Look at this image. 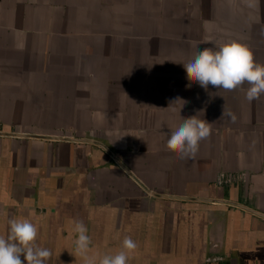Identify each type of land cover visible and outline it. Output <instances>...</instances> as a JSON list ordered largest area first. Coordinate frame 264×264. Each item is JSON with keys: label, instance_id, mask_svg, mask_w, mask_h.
Wrapping results in <instances>:
<instances>
[{"label": "crops", "instance_id": "crops-1", "mask_svg": "<svg viewBox=\"0 0 264 264\" xmlns=\"http://www.w3.org/2000/svg\"><path fill=\"white\" fill-rule=\"evenodd\" d=\"M232 40L264 64V0H0V235L31 220L49 264H82L74 221L100 254L131 237L128 264H264V95L183 66ZM191 116L212 133L179 159Z\"/></svg>", "mask_w": 264, "mask_h": 264}, {"label": "clouds", "instance_id": "clouds-1", "mask_svg": "<svg viewBox=\"0 0 264 264\" xmlns=\"http://www.w3.org/2000/svg\"><path fill=\"white\" fill-rule=\"evenodd\" d=\"M252 8L256 0H241ZM187 78L208 89L209 85L225 91L242 89L246 84L245 99L249 102L264 95V64L258 63L251 48L237 40L211 48L197 50L194 58L183 63ZM236 122L235 113L224 107L222 118ZM212 123L197 116L182 119L167 140V149L179 159L195 158L201 141L210 137ZM74 253L82 264H128L138 245L125 236L115 253L100 254L92 251V240L83 221H74ZM7 235H0V264H49L52 251L37 244L38 225L27 218H10ZM23 256V260L21 257Z\"/></svg>", "mask_w": 264, "mask_h": 264}, {"label": "water", "instance_id": "water-1", "mask_svg": "<svg viewBox=\"0 0 264 264\" xmlns=\"http://www.w3.org/2000/svg\"><path fill=\"white\" fill-rule=\"evenodd\" d=\"M32 136V135H31ZM35 137V136H34ZM86 142H89V143H92V144H95L97 146H99L100 148H102L105 152H107V154H109L121 167H123L129 174L130 171L125 167V165L122 163V161L114 154V152H112L107 146H105L104 144L100 143V142H97V141H93V140H85ZM132 175V174H131ZM151 194L153 195H157V196H160L156 193H153L151 192ZM244 207V206H243ZM245 208V207H244ZM247 209V208H245ZM249 211L252 212V210L250 209H247ZM254 213H257V212H254Z\"/></svg>", "mask_w": 264, "mask_h": 264}]
</instances>
